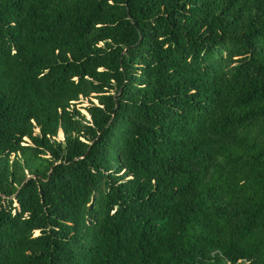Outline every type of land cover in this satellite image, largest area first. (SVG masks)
I'll return each mask as SVG.
<instances>
[{
	"label": "trees",
	"instance_id": "16d2710c",
	"mask_svg": "<svg viewBox=\"0 0 264 264\" xmlns=\"http://www.w3.org/2000/svg\"><path fill=\"white\" fill-rule=\"evenodd\" d=\"M0 264H264V0H0Z\"/></svg>",
	"mask_w": 264,
	"mask_h": 264
},
{
	"label": "rangeland",
	"instance_id": "374dc122",
	"mask_svg": "<svg viewBox=\"0 0 264 264\" xmlns=\"http://www.w3.org/2000/svg\"><path fill=\"white\" fill-rule=\"evenodd\" d=\"M88 104H89V100L83 99V98H80V100L77 102V104H75L76 108L80 111L81 115H83L86 118V120H89V117L86 114V111L84 110V108L86 106H88ZM56 140L62 142L63 134L61 132L58 133ZM25 141L28 142V140H25ZM13 158H14V155H11L10 160H12ZM18 158L21 159L20 157H18ZM23 175L28 176L29 172L24 171Z\"/></svg>",
	"mask_w": 264,
	"mask_h": 264
}]
</instances>
